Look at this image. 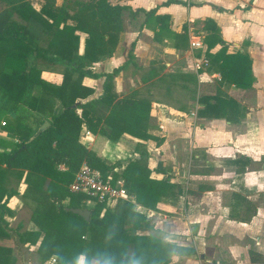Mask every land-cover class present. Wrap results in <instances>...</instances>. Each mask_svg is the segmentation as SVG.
<instances>
[{"label":"crops","instance_id":"1","mask_svg":"<svg viewBox=\"0 0 264 264\" xmlns=\"http://www.w3.org/2000/svg\"><path fill=\"white\" fill-rule=\"evenodd\" d=\"M106 1L125 7L123 31L112 52L89 68L95 76L83 77L81 85L93 91L87 101L97 100L103 94L104 77L100 75L118 69L112 94L117 99L136 94L150 101L146 133L151 139L141 141L122 134L113 142L82 126L78 142L113 165L117 175L129 160L138 157L136 146L143 145L140 150L147 152L150 178L166 181L171 189L153 209L128 196L132 210L146 218L151 228L148 234L194 251L173 256L169 264H264V0ZM150 10L155 13L149 14ZM207 21L215 24L221 40V44H213L210 54L223 47L226 54L241 53L249 58L250 88L228 84L219 75V65L205 56ZM161 24L165 29L155 35ZM183 27L187 38L177 41L175 47L170 34L181 33ZM193 36L201 38V49L190 47ZM80 37L82 53L84 35ZM200 56L208 58V76H218L219 81L205 82L195 73L193 62ZM63 70L62 65L50 64L41 69L40 77L58 85ZM217 92L235 103L234 121L198 114L202 109L199 99ZM47 100L49 108L42 113L26 110L18 121L11 117L10 151L20 143L21 133L30 130L34 134L40 125H48L58 100ZM1 136L3 143L6 137ZM8 184L18 194L7 201L13 216H4V220L10 227L11 219L10 229L35 230L29 215L36 203L23 196L22 182L17 186L16 179L9 177ZM115 185L123 189L120 179ZM61 204L66 205L67 200ZM8 233L14 251L13 238L22 249L27 247L19 243L16 233Z\"/></svg>","mask_w":264,"mask_h":264},{"label":"trees","instance_id":"2","mask_svg":"<svg viewBox=\"0 0 264 264\" xmlns=\"http://www.w3.org/2000/svg\"><path fill=\"white\" fill-rule=\"evenodd\" d=\"M0 2V91L35 113L44 112L47 99L58 100L47 126L40 125L34 134L27 129V134L18 136L20 143L15 149L0 151V264L15 263L8 231L16 233L20 244L34 246L42 263L54 257V264H76L77 258L83 256L84 264L91 260L97 264H169L173 256L193 254L191 249L148 234V221L132 210L130 201L115 199L109 207L104 202L86 207L85 195L68 190L85 163L98 170L110 186L120 179L126 194L145 208H155L159 198L170 193L171 186L166 181L150 178L147 152L140 150L142 144L135 149L138 157L129 160L117 175L113 165H107L78 142L82 126L113 142L122 134L141 141L151 139L146 133L150 101L136 94L122 99L112 94L118 69L100 75L104 77L103 94L97 100L87 101L93 91L81 85L83 77L95 76L89 69L92 64L108 56L117 44L125 7L106 0H75L64 6H57L55 0H43L36 10L29 0ZM164 29L161 24L155 35ZM206 29L209 35L205 39V56L219 65L221 79L240 89L250 88L253 77L249 58L241 53L226 54L223 47L215 55L210 54L213 44H221V40L212 21L206 22ZM80 35H84L82 53ZM170 36L176 47L177 41L186 40V28ZM35 59L62 65L61 83L43 80ZM199 102L200 116L235 120V103L222 93L201 97ZM9 177L16 179L17 186L22 182L23 196L36 203L30 214L35 230L20 232V226L10 229L4 220V216H13L7 201L18 194L16 188L8 186ZM64 200L66 205L61 204ZM84 208L90 212L88 221L70 211Z\"/></svg>","mask_w":264,"mask_h":264},{"label":"built area","instance_id":"3","mask_svg":"<svg viewBox=\"0 0 264 264\" xmlns=\"http://www.w3.org/2000/svg\"><path fill=\"white\" fill-rule=\"evenodd\" d=\"M189 45L192 49H201L203 42L200 37H191ZM209 66L208 58L200 56L193 62V68L200 79L220 80L218 76H208L206 68ZM68 190L74 194H83L87 197L85 202L86 207H93L97 202H104L106 207H109L115 199L128 201L130 198L126 192L117 185L110 186L102 180L98 170L88 167L85 163L81 164L78 171L75 173L72 182L68 186ZM54 262V260H53Z\"/></svg>","mask_w":264,"mask_h":264},{"label":"rangeland","instance_id":"4","mask_svg":"<svg viewBox=\"0 0 264 264\" xmlns=\"http://www.w3.org/2000/svg\"><path fill=\"white\" fill-rule=\"evenodd\" d=\"M29 1H30L31 5L33 6V8L38 10L40 8V4L42 3L43 0H29ZM73 1H75V0H55L56 5H58V6L70 5ZM2 8H3V4L0 2V10ZM13 19L16 21H19L17 18H13ZM34 63L39 69H43L45 66L47 67V65H50V64L53 65V63H50L44 59H35ZM202 81L209 82L208 79H203ZM205 88H206V90H208V87H205ZM24 111H26V109L24 107H22L20 104H16L14 101H12L11 99H9L5 95H3L2 92L0 91V136L5 135V137H6L5 142H3L2 145H0V150H4L6 152L11 150V131L13 132V129H14V125L11 124V117L16 116L17 121H18L21 118L25 117ZM28 112H30V111H28ZM11 126H12V128H11ZM9 185L10 184H8V186ZM9 218H11V217H9ZM29 218H30V215H29ZM9 223H10V227H11V219L9 220ZM14 225H15V223H12V227H14ZM25 245H27V244H25ZM22 250L25 252L26 257H28L30 259L31 264H54V262H55L54 257H51L46 262L42 263L40 261L38 255L35 253V247L34 246L27 245V247L23 248ZM12 256L15 260L14 264H18V263H16V261H17L16 253H15L13 248H12ZM83 259H84L83 256H80V258L78 257L76 263L80 264V262L83 261ZM53 260H54V262H53Z\"/></svg>","mask_w":264,"mask_h":264},{"label":"water","instance_id":"5","mask_svg":"<svg viewBox=\"0 0 264 264\" xmlns=\"http://www.w3.org/2000/svg\"><path fill=\"white\" fill-rule=\"evenodd\" d=\"M70 211L74 214L79 215L82 217L85 221L89 220L90 212L88 209H70ZM14 242V248L16 252V256L18 258L19 264H31L30 259L26 257V254L24 251H22V248L17 244L16 239L13 238Z\"/></svg>","mask_w":264,"mask_h":264},{"label":"clouds","instance_id":"6","mask_svg":"<svg viewBox=\"0 0 264 264\" xmlns=\"http://www.w3.org/2000/svg\"><path fill=\"white\" fill-rule=\"evenodd\" d=\"M80 264H84V262H83V261H81V262H80Z\"/></svg>","mask_w":264,"mask_h":264}]
</instances>
